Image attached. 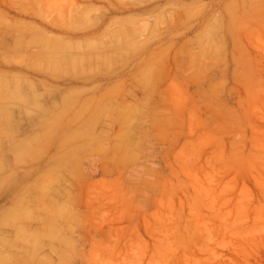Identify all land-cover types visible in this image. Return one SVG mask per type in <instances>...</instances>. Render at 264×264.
I'll return each instance as SVG.
<instances>
[{
    "label": "rangeland",
    "instance_id": "374dc122",
    "mask_svg": "<svg viewBox=\"0 0 264 264\" xmlns=\"http://www.w3.org/2000/svg\"><path fill=\"white\" fill-rule=\"evenodd\" d=\"M32 80L103 86L58 106L33 99ZM43 107L50 127L89 110L71 129L86 120L99 140L61 131L33 145L97 140L104 169L66 199L82 223L76 261L47 244L70 217L53 198L40 223L22 207L0 221V264H264V0H0V126ZM13 136L0 133V211L16 209Z\"/></svg>",
    "mask_w": 264,
    "mask_h": 264
},
{
    "label": "crops",
    "instance_id": "0c3cea01",
    "mask_svg": "<svg viewBox=\"0 0 264 264\" xmlns=\"http://www.w3.org/2000/svg\"><path fill=\"white\" fill-rule=\"evenodd\" d=\"M26 86H31V89H28V91H31V97L33 99L38 100V96L41 97L43 94L47 93L50 96L49 102H54V104L59 106V104L61 105L67 102L69 100L68 96L70 95H80L81 97L85 96V99L80 98L79 101H85L88 103L89 100H91V98L88 97L89 93L94 90L93 88H95L97 96L98 87H100V92H102L101 88L103 83H98V81H96L95 84L90 82L81 84L80 86L69 85L70 88L66 89L62 88L68 87L66 83L64 85H52L47 87V85H44L40 80H32L31 83H28ZM57 97H59L58 100L56 99ZM71 101H76V98L71 99ZM33 102L35 101L33 100ZM26 108L27 109H24V111L29 110V105H27ZM38 109H35L36 112H32L30 116L26 115L29 114V112L25 113L22 111V115L20 113H15L14 116L7 118V120L4 121V124L0 126V133L17 135L10 137L12 143L8 142V147L10 148L11 153L5 155L4 157V163L8 167L9 171H11L12 167L14 168L13 172L15 174L11 176L8 173L9 175L7 174V176L9 181L13 180L16 183L15 189L9 192L16 197V209H4V206H1L2 211H0V221H3L2 219L5 218V215H7L6 219L12 221L13 217L12 215H9L17 211L18 208L22 207L21 210H24L26 215L31 214V219L35 220L34 222L40 223L41 218L36 217L35 215L40 213L41 206L45 207L46 211H48L50 208L49 204H51L52 201L51 199L58 198V201L55 200V202H53V204H55L54 208L60 209L56 208L59 206L65 210L67 203H69L66 199H70V204L72 205V198H82L84 194L87 193L93 182L96 181L98 173L102 172L104 169L105 148L97 140H95V144H93L95 142H93V140L86 141L85 146H77L74 150L70 146H63V144H61L57 146V150L54 152L56 155H52L50 153L51 147H49V145H45V147L43 146L44 148H39V145H33L35 141L39 143L38 135L45 133H59L61 131L64 133L85 134L87 139L89 137L92 138L90 135L96 133L95 138L98 139L97 134L101 132L98 129V125L93 126L92 123L88 124L89 122L86 120L82 125H80L79 129H77L78 127L71 129L75 126L71 124L74 119L78 116L88 117L89 110L81 109L80 113L68 110L63 115V119L59 115H53L52 117L62 119V125H59V127H50L46 126L44 123V121L49 119L52 115L48 112L49 109L45 107H43L42 110ZM95 115L96 118H103V112L101 109L96 110ZM91 117H93V114ZM69 153L70 155H68ZM79 153L82 155V158L80 163H77V154ZM71 166H74L75 168H69ZM10 188L11 186H8L6 191ZM21 197L31 200L22 201ZM27 202H30L31 206H28ZM67 209H71V211ZM67 209L65 212L68 214L70 213V217L65 222L57 221L53 227H49V230L51 229L54 233L53 238L55 240H53L54 242L47 244L51 246L59 243L65 244L71 249L64 254L68 256L67 261H76L77 257L80 256V253H77L76 250L78 245L76 242H78V236L81 235V231L79 230H81L82 223L80 215L79 217H74L75 213L72 211V207H68ZM63 214V217L61 216L60 218L64 220ZM47 226L48 225H44V227L40 226L29 229H37L40 231L42 229L44 230ZM3 232L2 228H0V233ZM6 233H8V231H6ZM6 239H0V245H7L8 242Z\"/></svg>",
    "mask_w": 264,
    "mask_h": 264
}]
</instances>
